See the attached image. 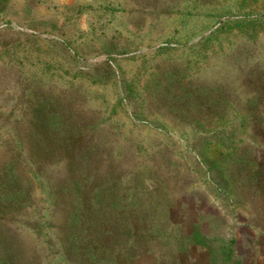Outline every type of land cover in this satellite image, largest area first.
<instances>
[{
	"label": "rangeland",
	"instance_id": "1",
	"mask_svg": "<svg viewBox=\"0 0 264 264\" xmlns=\"http://www.w3.org/2000/svg\"><path fill=\"white\" fill-rule=\"evenodd\" d=\"M76 209L114 264H264V0H0V264H82Z\"/></svg>",
	"mask_w": 264,
	"mask_h": 264
},
{
	"label": "trees",
	"instance_id": "2",
	"mask_svg": "<svg viewBox=\"0 0 264 264\" xmlns=\"http://www.w3.org/2000/svg\"><path fill=\"white\" fill-rule=\"evenodd\" d=\"M261 19L258 16L251 20L244 19V21L247 22V27L255 30L258 29V22H261ZM89 213V209L84 211L76 209L74 212L70 233L66 238L67 243L64 245L65 256L75 263L114 264L118 254L115 244L107 243L103 239L109 230L104 226L94 224ZM85 214H88V217ZM111 254L112 256H108ZM228 254L232 255L231 249L228 250Z\"/></svg>",
	"mask_w": 264,
	"mask_h": 264
}]
</instances>
